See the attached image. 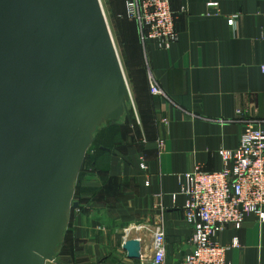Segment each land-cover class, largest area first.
<instances>
[{
	"label": "crops",
	"instance_id": "crops-1",
	"mask_svg": "<svg viewBox=\"0 0 264 264\" xmlns=\"http://www.w3.org/2000/svg\"><path fill=\"white\" fill-rule=\"evenodd\" d=\"M125 1L101 3L130 72L133 120L106 132L103 153L81 170L79 207L71 213L59 264H152V229L160 220L164 264H181L194 235L176 175L195 165L221 170L219 151L236 148L244 127L238 111L264 120V0H170L177 41L169 50L148 41L145 52L137 23L117 18ZM148 72L161 94L150 93ZM133 238L140 241V259L122 248ZM234 238L240 246L227 252V261L264 264V221L249 214L239 229L227 225L215 239L229 246Z\"/></svg>",
	"mask_w": 264,
	"mask_h": 264
},
{
	"label": "water",
	"instance_id": "water-1",
	"mask_svg": "<svg viewBox=\"0 0 264 264\" xmlns=\"http://www.w3.org/2000/svg\"><path fill=\"white\" fill-rule=\"evenodd\" d=\"M131 109L100 0H0V264H59L87 150Z\"/></svg>",
	"mask_w": 264,
	"mask_h": 264
},
{
	"label": "built area",
	"instance_id": "built-area-1",
	"mask_svg": "<svg viewBox=\"0 0 264 264\" xmlns=\"http://www.w3.org/2000/svg\"><path fill=\"white\" fill-rule=\"evenodd\" d=\"M119 17L137 23L144 52L148 41L155 42L163 50H169L177 41L170 0H126L124 12ZM235 17L228 18L229 25H233ZM260 69L264 72V64ZM147 79L150 93L161 94L151 72ZM237 115L244 127L236 148L219 151L221 170L208 171L195 165L176 175L179 193L185 196L182 207L185 220L193 228L194 235V248L184 256L181 264H232L226 260V254L232 247L240 246L238 238L229 246L221 245L215 239L218 232L227 225L239 229L249 214L264 221V120L244 117L240 111ZM163 123H167L166 119ZM158 145L161 147V140ZM141 169H146L144 163ZM151 246V263L164 264L165 232L161 220L152 229Z\"/></svg>",
	"mask_w": 264,
	"mask_h": 264
},
{
	"label": "rangeland",
	"instance_id": "rangeland-1",
	"mask_svg": "<svg viewBox=\"0 0 264 264\" xmlns=\"http://www.w3.org/2000/svg\"><path fill=\"white\" fill-rule=\"evenodd\" d=\"M101 2L103 1V0H100ZM103 3V2H102ZM111 32V31H110ZM112 35V34H111ZM113 36V35H112ZM113 38V37H112ZM114 41V40H113ZM115 44V43H114ZM116 47V46H115ZM117 48V47H116ZM117 50V49H116ZM118 51V50H117ZM118 53V52H117ZM118 56H119V54H118ZM120 59V58H119ZM120 63H121V65H122V68H123V72H124V75H125V78H126V81H127V73L130 75V72L127 70V72H126V70H124L125 68L123 67V63H122V61H121V59H120ZM127 84H128V82H127ZM129 87V86H128ZM132 110V109H131ZM110 129H108V130H104V131H102L100 134H98L97 135V138L95 139V141L91 144V146L89 147V150H88V152H87V155H86V157H85V159H84V161H83V165H82V169L83 168H86L91 162H92V160H94V157L98 154V153H103V152H101V151H99V147L101 146V144L103 145L104 143V137H105V134H106V132H108ZM103 147V146H102ZM81 174V173H80ZM78 194H79V192L77 191L75 194H74V197H73V200L74 201H77L78 202V207H79V200H78ZM77 207V208H78ZM76 208V209H77ZM76 209H73V210H76Z\"/></svg>",
	"mask_w": 264,
	"mask_h": 264
},
{
	"label": "trees",
	"instance_id": "trees-1",
	"mask_svg": "<svg viewBox=\"0 0 264 264\" xmlns=\"http://www.w3.org/2000/svg\"><path fill=\"white\" fill-rule=\"evenodd\" d=\"M123 13H121V14H118L117 15V18L118 19H123V20H129V19H127V18H125V17H119V15H122ZM133 21V20H132ZM138 29V28H137ZM138 32H139V30H138ZM139 36H140V33H139ZM140 44H141V49L143 48V44H142V41H141V38H140ZM142 52H144V48L142 49ZM126 121H128L127 119H125ZM124 120V121H125ZM133 120V114H132V111H131V121ZM116 126H118V125H116ZM115 126H112V127H108V128H104V129H102L98 134H100L102 131H104V130H108V129H111V128H114ZM97 134V135H98ZM97 135H96V137H95V139L97 138ZM95 139H94V141H95ZM93 141V142H94ZM89 150V149H88ZM88 150H87V152H88ZM99 151H101V152H103L104 151V149H102V147L100 148L99 147ZM86 155H87V153H86ZM92 163V162H91ZM81 170H82V168H81ZM81 170H80V173H81ZM80 173H79V176H80ZM79 176H78V180H79ZM78 180H77V182H78ZM77 183H76V186H75V193L77 192ZM73 211V210H72ZM72 211H71V213H72ZM71 216V215H70ZM66 232H67V230H66ZM65 239H66V234H65ZM65 239H64V243H65ZM64 248H65V246H64V244H63V247H62V249H61V252H60V254L62 253V252H64Z\"/></svg>",
	"mask_w": 264,
	"mask_h": 264
}]
</instances>
